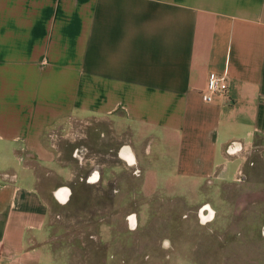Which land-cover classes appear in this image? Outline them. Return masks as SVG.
<instances>
[{
	"label": "crops",
	"instance_id": "obj_1",
	"mask_svg": "<svg viewBox=\"0 0 264 264\" xmlns=\"http://www.w3.org/2000/svg\"><path fill=\"white\" fill-rule=\"evenodd\" d=\"M210 71L228 87L206 101ZM254 149L264 159V0H0V264H39L78 169L127 164L153 193L237 161L234 176Z\"/></svg>",
	"mask_w": 264,
	"mask_h": 264
},
{
	"label": "rangeland",
	"instance_id": "obj_2",
	"mask_svg": "<svg viewBox=\"0 0 264 264\" xmlns=\"http://www.w3.org/2000/svg\"><path fill=\"white\" fill-rule=\"evenodd\" d=\"M250 152L240 178L232 161L226 179L184 186L170 175L153 193L127 164L94 183L74 171L69 200L52 204L39 264H264V159ZM203 205L214 215L202 224Z\"/></svg>",
	"mask_w": 264,
	"mask_h": 264
},
{
	"label": "built area",
	"instance_id": "obj_3",
	"mask_svg": "<svg viewBox=\"0 0 264 264\" xmlns=\"http://www.w3.org/2000/svg\"><path fill=\"white\" fill-rule=\"evenodd\" d=\"M227 87H228V80L226 77V73H217L215 71H210L207 75V81H206L205 89L202 92V98L206 101L212 100L214 95L224 93L227 90ZM242 174L243 171L241 169H238L237 170V176H239L238 178H240ZM204 205L200 208V213L204 211V209L206 208L209 210L210 213L211 212L210 207L208 206L206 208H203ZM209 213L207 214L204 213V214L208 216Z\"/></svg>",
	"mask_w": 264,
	"mask_h": 264
},
{
	"label": "clouds",
	"instance_id": "obj_4",
	"mask_svg": "<svg viewBox=\"0 0 264 264\" xmlns=\"http://www.w3.org/2000/svg\"><path fill=\"white\" fill-rule=\"evenodd\" d=\"M231 151V149H230ZM75 155V153H74ZM118 155L126 161V163L129 165V166H134L137 161L135 159V156L134 154L131 152V149L129 146H124L121 151L118 153ZM99 172H94L90 178H89V183H94V182H97L99 180ZM66 191L71 192L70 189H66ZM115 191V190H114ZM61 203H66L67 202V197H64V198H61L60 200ZM213 213H209L208 216L206 217H202L201 219V223H206L207 221H210L212 218H213ZM129 220H130V227L134 230L136 228V219H135V215L133 214L132 216L129 217ZM165 244H167V241L165 242Z\"/></svg>",
	"mask_w": 264,
	"mask_h": 264
},
{
	"label": "flooded vegetation",
	"instance_id": "obj_5",
	"mask_svg": "<svg viewBox=\"0 0 264 264\" xmlns=\"http://www.w3.org/2000/svg\"><path fill=\"white\" fill-rule=\"evenodd\" d=\"M206 207H208V206H206ZM206 207H205V208H206ZM133 214H134V213L130 214L129 217L132 216ZM203 216H204V217L206 216V215L204 214V212H203Z\"/></svg>",
	"mask_w": 264,
	"mask_h": 264
}]
</instances>
